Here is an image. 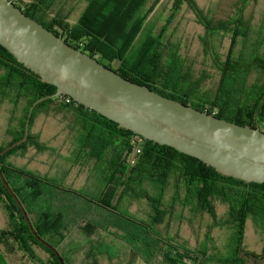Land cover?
<instances>
[{"label": "trees", "instance_id": "1", "mask_svg": "<svg viewBox=\"0 0 264 264\" xmlns=\"http://www.w3.org/2000/svg\"><path fill=\"white\" fill-rule=\"evenodd\" d=\"M55 1L36 0L31 7L49 13ZM85 1L86 7L73 25L63 16L45 21L24 13L56 35L59 33L54 26L59 25L69 45L127 80L217 118L264 131V41H256L250 50L238 48L241 42H250L253 31L246 10L256 0H240L233 15L221 20L210 17L197 0H174L170 15L160 26L152 19L162 0ZM184 5L204 28L200 36L203 61L197 69L174 41V25ZM226 38L230 46L223 54L217 42ZM209 69L220 75L214 89L204 87ZM56 92L55 86L42 82L0 45V102H8L16 114L8 130L12 140L1 146L0 152L24 138L31 106ZM52 111L72 117L74 148L64 158L69 170L88 173L83 188L67 183L69 170L64 178L53 177L8 161L9 156L24 155L31 148L38 153L53 151L32 132L38 115ZM135 137L141 144L133 157L138 145ZM0 172L20 200L34 231L60 253L65 264L70 263L60 247L75 230L86 236L108 234L124 242L145 264H247L250 258L264 260V250L261 256H254L244 246L250 219L264 241V184L221 175L198 159L135 136L69 96L47 99L36 106L27 141L0 157ZM169 191L172 198L166 205ZM128 198L148 202L146 221L132 216L124 207ZM176 204L208 213L213 221L211 228H229L223 251L211 254L207 245L195 251L178 234L163 235L160 227L172 217ZM217 204L227 208L223 219L217 215ZM0 206L11 228L0 232V243L21 239L25 245L48 253L49 259L42 264H61L56 254L33 235L1 178ZM28 252L35 258L34 250ZM83 257L85 262L94 258L98 264L95 252Z\"/></svg>", "mask_w": 264, "mask_h": 264}, {"label": "water", "instance_id": "2", "mask_svg": "<svg viewBox=\"0 0 264 264\" xmlns=\"http://www.w3.org/2000/svg\"><path fill=\"white\" fill-rule=\"evenodd\" d=\"M55 30L59 35L27 16L12 0H0V45L42 82L57 88L54 95L31 106L24 138L0 152V157L27 141L37 105L47 99L69 96L135 136L198 159L221 175L264 184V131L217 118L127 80L69 45L59 25ZM135 139L138 145L133 157L141 144L140 139ZM0 178L21 208L33 235L65 264L60 253L34 231L1 172Z\"/></svg>", "mask_w": 264, "mask_h": 264}, {"label": "rangeland", "instance_id": "3", "mask_svg": "<svg viewBox=\"0 0 264 264\" xmlns=\"http://www.w3.org/2000/svg\"><path fill=\"white\" fill-rule=\"evenodd\" d=\"M19 6L29 5L36 0H19ZM240 0H197L198 4L215 20L227 19L232 16L236 4ZM174 0H162L155 16L152 20L160 26L170 15ZM85 0H57L50 8V13H43L45 20H52L53 17L63 16L67 18L70 25L75 24L86 7ZM61 14V15H60ZM246 18L252 23V36L248 44L241 42L239 51L250 50L256 41H264V0H256L246 10ZM174 41L180 47L182 53L192 61L196 69L203 61L202 45L200 36L204 35V28L196 22V18L187 5L179 10L175 23ZM220 51L226 54L230 46L229 38L221 43L217 42ZM220 75L209 69L208 78L204 87L216 86ZM14 108L8 102H0V147L12 140L8 130L12 124L11 119L16 115L12 113ZM19 113L18 109L16 110ZM18 116V115H17ZM14 118V117H13ZM72 117L62 114H55L53 111L49 114L41 113L33 124V135L40 137L42 143L53 151L38 153L35 148H31L26 154H13L9 156L8 161L16 166L27 168L41 174H48L53 177H66L70 164L65 158L70 154V149L74 148L72 140L74 132L70 126ZM62 155V158L59 157ZM67 183L76 189L83 188L88 182V173L86 171L78 172V169L70 168ZM61 174V175H60ZM172 198V192L169 191L165 197V204L169 205ZM131 215L147 220L150 212V206L145 200L127 199L124 204ZM217 215L223 219L227 208L221 204L216 206ZM168 222V224H167ZM210 215L206 212L192 208H183L176 204L172 217L166 220L160 227L163 235L170 233L172 236H178L187 243V246L193 250L201 249L203 245L208 246L211 254L223 251V246L229 238V228L214 227ZM121 226V225H119ZM11 230L9 220L5 210L0 206V232ZM245 250L254 256H261L264 250L263 238L257 233L253 221L247 222L245 239ZM70 264H95L94 258L85 262L83 255L87 252H95L98 264H145L142 260L135 257L130 248L122 241L106 234L101 236H86L80 230L73 231L64 244L60 247ZM217 249V250H216ZM29 250H34L35 258L30 257ZM83 254V255H82ZM0 258L6 264H42L41 261L49 259V255L42 248L37 246L25 245L21 239H10L5 243H0ZM92 258V256H91ZM89 260V258H87ZM247 264H264V260L256 262L250 258Z\"/></svg>", "mask_w": 264, "mask_h": 264}, {"label": "flooded vegetation", "instance_id": "4", "mask_svg": "<svg viewBox=\"0 0 264 264\" xmlns=\"http://www.w3.org/2000/svg\"><path fill=\"white\" fill-rule=\"evenodd\" d=\"M13 1V3L18 7V8H20L23 12H25V11H27L29 14H32V15H34L35 17H38V18H43L44 19V17H43V14L41 13V11H39L38 9H34V8H32L31 7V4L33 3H31V4H29V5H22V6H19V0H12ZM45 20V19H44ZM45 21H49V20H45ZM54 29H55V26H54ZM65 31V30H64ZM64 34V33H63Z\"/></svg>", "mask_w": 264, "mask_h": 264}, {"label": "crops", "instance_id": "5", "mask_svg": "<svg viewBox=\"0 0 264 264\" xmlns=\"http://www.w3.org/2000/svg\"><path fill=\"white\" fill-rule=\"evenodd\" d=\"M49 13H50V11H49ZM1 257L3 258L4 256H3V255H0V258H1ZM0 264H6V263H5L4 260H2V262H0Z\"/></svg>", "mask_w": 264, "mask_h": 264}, {"label": "built area", "instance_id": "6", "mask_svg": "<svg viewBox=\"0 0 264 264\" xmlns=\"http://www.w3.org/2000/svg\"><path fill=\"white\" fill-rule=\"evenodd\" d=\"M69 102V101H68Z\"/></svg>", "mask_w": 264, "mask_h": 264}]
</instances>
